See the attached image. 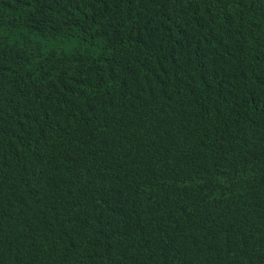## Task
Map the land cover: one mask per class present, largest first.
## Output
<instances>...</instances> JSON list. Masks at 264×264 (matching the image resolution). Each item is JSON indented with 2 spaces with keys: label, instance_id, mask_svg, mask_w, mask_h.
I'll use <instances>...</instances> for the list:
<instances>
[{
  "label": "trees",
  "instance_id": "1",
  "mask_svg": "<svg viewBox=\"0 0 264 264\" xmlns=\"http://www.w3.org/2000/svg\"><path fill=\"white\" fill-rule=\"evenodd\" d=\"M0 264H264V0H0Z\"/></svg>",
  "mask_w": 264,
  "mask_h": 264
}]
</instances>
